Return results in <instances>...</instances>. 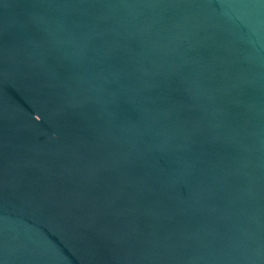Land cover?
Here are the masks:
<instances>
[{
	"label": "water",
	"instance_id": "1",
	"mask_svg": "<svg viewBox=\"0 0 264 264\" xmlns=\"http://www.w3.org/2000/svg\"><path fill=\"white\" fill-rule=\"evenodd\" d=\"M0 264H264V0H0Z\"/></svg>",
	"mask_w": 264,
	"mask_h": 264
}]
</instances>
